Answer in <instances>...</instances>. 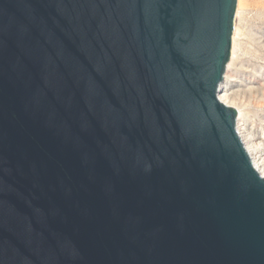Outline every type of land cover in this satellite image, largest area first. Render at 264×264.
Returning a JSON list of instances; mask_svg holds the SVG:
<instances>
[{"label": "water", "instance_id": "water-1", "mask_svg": "<svg viewBox=\"0 0 264 264\" xmlns=\"http://www.w3.org/2000/svg\"><path fill=\"white\" fill-rule=\"evenodd\" d=\"M235 5L0 0V264H264Z\"/></svg>", "mask_w": 264, "mask_h": 264}, {"label": "rangeland", "instance_id": "rangeland-1", "mask_svg": "<svg viewBox=\"0 0 264 264\" xmlns=\"http://www.w3.org/2000/svg\"><path fill=\"white\" fill-rule=\"evenodd\" d=\"M236 6L227 88L233 109L240 111V127L250 132L258 144V156L264 159V0H239Z\"/></svg>", "mask_w": 264, "mask_h": 264}, {"label": "bare ground", "instance_id": "bare-ground-1", "mask_svg": "<svg viewBox=\"0 0 264 264\" xmlns=\"http://www.w3.org/2000/svg\"><path fill=\"white\" fill-rule=\"evenodd\" d=\"M238 1L236 0V5H238ZM235 5V12L237 9V6ZM234 31L233 30V35H232V46L230 49V56H229V61L226 64V70L225 74L223 75V79L219 85V89L217 92L218 99L225 104L228 107L234 108L231 104L233 103V98H232V93L229 92V88H227V82L230 80L228 78V71H229V66L230 63L233 59V48H234ZM231 76V75H230ZM237 118H236V130L251 158L252 164L254 168L258 171V173L264 178V159L262 156H258V144L255 142V140L252 138L250 132H248L244 127H240L238 121L240 118V111L237 109Z\"/></svg>", "mask_w": 264, "mask_h": 264}]
</instances>
